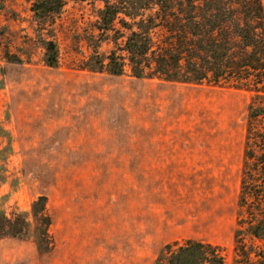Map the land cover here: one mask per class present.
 I'll use <instances>...</instances> for the list:
<instances>
[{
	"label": "rangeland",
	"instance_id": "obj_1",
	"mask_svg": "<svg viewBox=\"0 0 264 264\" xmlns=\"http://www.w3.org/2000/svg\"><path fill=\"white\" fill-rule=\"evenodd\" d=\"M31 2L0 0V211L45 195L53 246L0 238V264H153L185 239L243 264L234 238L253 93L86 70L92 46L112 48L97 29L100 1H66L47 26L58 49L49 67Z\"/></svg>",
	"mask_w": 264,
	"mask_h": 264
},
{
	"label": "trees",
	"instance_id": "obj_2",
	"mask_svg": "<svg viewBox=\"0 0 264 264\" xmlns=\"http://www.w3.org/2000/svg\"><path fill=\"white\" fill-rule=\"evenodd\" d=\"M66 1L32 0L30 5L43 62L49 67L57 65L58 49L53 38L45 37L50 34L47 26ZM72 1L102 3L97 29L101 41L112 43L104 56L96 50L98 45H91L92 37L87 40L92 52L86 70L114 76L128 71L136 79L226 84L253 93L234 251L243 264H264V0ZM5 58L8 63L24 62L19 55ZM1 168L0 186L6 183ZM48 225L45 195L36 196L29 210L10 216L0 211V238H31L39 253L52 250L53 243H46ZM244 236L251 239L249 246ZM153 264H225V257L218 245L185 239L165 244Z\"/></svg>",
	"mask_w": 264,
	"mask_h": 264
},
{
	"label": "crops",
	"instance_id": "obj_3",
	"mask_svg": "<svg viewBox=\"0 0 264 264\" xmlns=\"http://www.w3.org/2000/svg\"><path fill=\"white\" fill-rule=\"evenodd\" d=\"M155 260V259H154Z\"/></svg>",
	"mask_w": 264,
	"mask_h": 264
}]
</instances>
